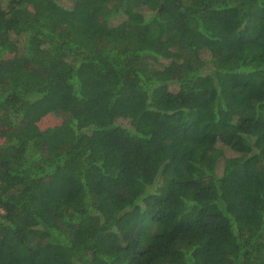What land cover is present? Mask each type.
<instances>
[{
    "label": "trees",
    "instance_id": "obj_1",
    "mask_svg": "<svg viewBox=\"0 0 264 264\" xmlns=\"http://www.w3.org/2000/svg\"><path fill=\"white\" fill-rule=\"evenodd\" d=\"M67 1L0 0V264H264V0Z\"/></svg>",
    "mask_w": 264,
    "mask_h": 264
},
{
    "label": "rangeland",
    "instance_id": "obj_2",
    "mask_svg": "<svg viewBox=\"0 0 264 264\" xmlns=\"http://www.w3.org/2000/svg\"><path fill=\"white\" fill-rule=\"evenodd\" d=\"M60 1L63 2V3L69 4V2H68L67 0H60ZM164 62H165V63H168V60H164ZM173 88H174V87H173ZM119 122L122 123V124H127V120H124V119H120ZM217 146H219V147H223V146L221 145V143H218ZM224 155H225V156L235 155V152H233V151L227 149L226 147H224Z\"/></svg>",
    "mask_w": 264,
    "mask_h": 264
}]
</instances>
